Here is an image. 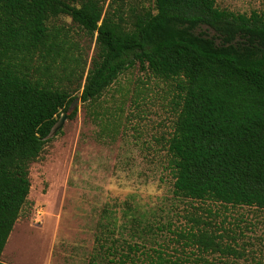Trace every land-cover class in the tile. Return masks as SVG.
Listing matches in <instances>:
<instances>
[{
    "label": "trees",
    "instance_id": "1",
    "mask_svg": "<svg viewBox=\"0 0 264 264\" xmlns=\"http://www.w3.org/2000/svg\"><path fill=\"white\" fill-rule=\"evenodd\" d=\"M216 1L146 0L125 12L124 0H0V256L29 194V164L61 113L77 96L94 103L136 63L174 87L173 192L264 208V12ZM62 15L94 39L89 63L51 23Z\"/></svg>",
    "mask_w": 264,
    "mask_h": 264
},
{
    "label": "rangeland",
    "instance_id": "2",
    "mask_svg": "<svg viewBox=\"0 0 264 264\" xmlns=\"http://www.w3.org/2000/svg\"><path fill=\"white\" fill-rule=\"evenodd\" d=\"M140 2L146 0H124L125 12ZM216 4L264 12V0ZM51 23L64 27L70 50H79L89 63L94 39L65 15ZM174 99L170 82L136 63L94 103L79 99L74 117L68 116L73 110L63 112V124L29 164V194L1 260L91 264L116 262L127 252L125 264H154L159 257L264 264V208L173 192L165 139L175 118ZM200 232L213 235L218 245L198 243L191 234Z\"/></svg>",
    "mask_w": 264,
    "mask_h": 264
},
{
    "label": "water",
    "instance_id": "3",
    "mask_svg": "<svg viewBox=\"0 0 264 264\" xmlns=\"http://www.w3.org/2000/svg\"><path fill=\"white\" fill-rule=\"evenodd\" d=\"M78 100H79V97H76V98L72 101V103H71L70 106H69V109L67 110V113H70V112L73 110V108L75 107V105H76V103L78 102ZM67 113H62V114H61L60 118L58 119V121L56 122V124L54 125V127L52 128L50 134L55 133L56 130H57L59 127H61V125L63 124L64 120H65L66 117H67Z\"/></svg>",
    "mask_w": 264,
    "mask_h": 264
},
{
    "label": "crops",
    "instance_id": "4",
    "mask_svg": "<svg viewBox=\"0 0 264 264\" xmlns=\"http://www.w3.org/2000/svg\"><path fill=\"white\" fill-rule=\"evenodd\" d=\"M8 241V240H7ZM7 243V242H6ZM6 245V244H5ZM4 250V249H3ZM2 254H3V251H2V253H1V256H2ZM1 256H0V259H1ZM8 264H15V262H13V260H11L10 258H8ZM49 262V261H48ZM48 262L46 263V264H48ZM27 264H32V263H27ZM33 264H35V263H33ZM36 264H38V263H36Z\"/></svg>",
    "mask_w": 264,
    "mask_h": 264
}]
</instances>
